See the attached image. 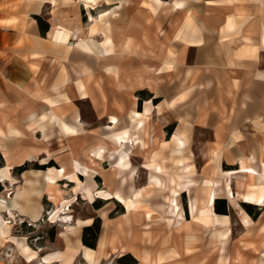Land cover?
Returning a JSON list of instances; mask_svg holds the SVG:
<instances>
[{"label":"crops","instance_id":"0c3cea01","mask_svg":"<svg viewBox=\"0 0 264 264\" xmlns=\"http://www.w3.org/2000/svg\"><path fill=\"white\" fill-rule=\"evenodd\" d=\"M183 2L0 0V167L10 173L0 181V212L36 222L67 196L84 199L82 184L68 178L86 180L76 162L94 171V189L142 193L137 209L123 206L117 215L115 198L99 197L106 204L60 222L55 247L41 253L27 242L19 248L10 227L9 238L0 236V264H47L40 258L50 254L58 257L48 264H62L69 253L71 264H90L84 247L94 264L125 256L135 262L119 264H163L162 246L176 253L166 264H264V202L233 199L264 195V0ZM89 15L98 19L91 34ZM177 128L183 166L171 151ZM62 168L51 183L47 176ZM209 191L217 218H194L190 199L200 208ZM167 196L179 203L176 213ZM241 202L257 207L249 222ZM94 218L100 227L91 248L82 234Z\"/></svg>","mask_w":264,"mask_h":264},{"label":"bare ground","instance_id":"6f19581e","mask_svg":"<svg viewBox=\"0 0 264 264\" xmlns=\"http://www.w3.org/2000/svg\"><path fill=\"white\" fill-rule=\"evenodd\" d=\"M170 1V0H169ZM82 2L84 3V5L86 7H91V6H94V4H96L97 0H82ZM167 2V1H166ZM183 0H174V3H173V6L174 7H177V8H181L182 6H184L183 4ZM168 9V7H167ZM105 13V12H104ZM169 13V12H168ZM101 16V15H100ZM104 16V15H103ZM110 16H111V13H110ZM114 16H117V15H114ZM105 17V16H104ZM99 18V17H98ZM103 19V18H102ZM89 20L91 21V25H90V28H89V33H93L95 30H96V26H97V22H98V19L94 18L92 15H89ZM106 27H107V24H106ZM110 27V26H109ZM108 31V30H107ZM68 39V36L67 34H65L61 40L62 41H66ZM79 44L83 43L85 40L83 39H78L77 40ZM110 42V36L109 35H105L104 39H103V46H105L106 44H108ZM105 51V50H104ZM120 84V83H119ZM147 87V86H146ZM180 95V94H179ZM183 95V94H182ZM179 97H182L181 95ZM171 103V102H170ZM134 116H143L145 117V115H143V113H139V112H134ZM149 117V116H148ZM145 119V118H144ZM77 120V118H76ZM79 122V121H78ZM63 123H65L63 121ZM67 125H70L68 123H65ZM72 128L73 126L70 125ZM39 130V129H37ZM36 138V137H35ZM172 144H173V148L171 149V151L173 153H178V157L176 158V162L179 164V166H183L181 163L183 162L182 161V158H181V152H182V148L184 145H185V140L182 138V133H181V130L180 128H177V130L174 132L173 136H172V140H171ZM51 150V149H50ZM184 150V149H183ZM103 150L101 149H98L95 154L98 155L96 157H99L102 153ZM42 153V152H41ZM44 154V153H43ZM45 155V154H44ZM110 155V154H109ZM123 157V156H122ZM49 158V157H48ZM47 160V159H46ZM120 160V158H119ZM123 160V159H122ZM240 160V159H239ZM45 162V161H44ZM43 162V163H44ZM126 162V161H125ZM236 162V161H235ZM240 163H241V166L240 169L242 171H247L249 172V174L253 175L254 174V171H253V168L250 167V166H246L244 164V159H241L240 160ZM124 164V163H122ZM127 165V163H126ZM122 166V165H121ZM124 166V165H123ZM53 167V166H52ZM76 169L80 172H82L85 176L84 178L86 179L84 182H82L75 173L71 174V175H68V178L70 180H74L76 182L77 185H80L82 184L83 186V198L86 199L88 202H93L96 198H115V200H117L119 203H121L127 210V212H129L130 210H134V209H137L139 206H140V199L142 197V193H140V191H136L133 193V195L131 196H123L121 195L118 191H116L113 195H111L110 192H108L107 190H100L99 188H96L94 189L93 187H95L96 185V182L92 179L93 177V174H94V171H91L89 169H87L86 167H81L80 164L78 162L75 163V166ZM2 169H0V181H3L5 179V177L9 176L10 173H9V168L8 167H0ZM51 171L52 170H55L54 168H51L50 169ZM53 172V171H52ZM56 172V173H55ZM54 173L56 174H51V175H48L47 178L48 180L53 183L56 176H63V172H64V169H60V171H55ZM99 174V173H98ZM67 176V175H66ZM10 177V176H9ZM65 177V176H64ZM264 178L263 175L259 176L258 177V180H262ZM208 180V179H207ZM9 181V180H8ZM209 181V180H208ZM208 181H206L208 183ZM205 182V183H206ZM56 184V183H55ZM250 184H254V183H250ZM208 185V184H207ZM3 191V190H2ZM58 192V191H57ZM144 192V191H142ZM7 193V192H5ZM60 193V192H59ZM2 194V193H1ZM6 195V194H5ZM58 195V194H57ZM60 196V195H58ZM3 197V196H2ZM8 197V196H6ZM57 198V197H56ZM237 198H240L241 200L245 201V200H251L253 201L255 204H263L264 202V195L262 193H238L237 196H233V199H237ZM7 199V198H6ZM56 200V199H55ZM3 201V199H2ZM53 201V200H52ZM63 201H66L65 199L62 200ZM214 202V193L210 194V191L208 193V197L206 199V202H205V205L204 206H201L200 208L197 207L198 205V200H197V203L194 204V201L192 199H190V211H191V214L194 216L195 215V211H197L199 214L201 215H213V217L217 218L215 216L214 213H212L211 211V207H212V204ZM196 205V207H195ZM150 208V207H149ZM264 208V207H262ZM58 209H54L52 210L51 212V218H56L57 221H60V222H65V223H71L73 221V218L71 217V215L65 213V212H60L58 213L57 211ZM181 210L180 209V213H178L179 215H181ZM124 213V212H123ZM146 214V213H145ZM129 216V215H128ZM147 216L149 217L150 216V212L147 211ZM182 217V216H181ZM12 218H14V214H12L10 211H8L7 213H5L4 211V215L2 214V212H0V236H3L4 238H9L7 236V233L9 232V229L12 225ZM212 218V217H211ZM178 219H180L178 217ZM217 220V219H216ZM227 221V219H225ZM229 220V219H228ZM90 221V220H89ZM111 221V220H110ZM220 221V220H219ZM223 221V220H222ZM254 221V220H253ZM78 222H80V220H78ZM213 222V221H212ZM217 222V221H216ZM256 222L258 223V221L256 220ZM224 223V222H223ZM229 223V221H228ZM256 225V224H255ZM257 226V225H256ZM250 228V227H249ZM248 228V229H249ZM118 230V229H117ZM250 231V230H248ZM245 233V232H244ZM246 234V233H245ZM244 234V235H245ZM250 235V234H249ZM101 240V239H100ZM15 242H16V245L19 247V248H26L28 249V245L26 244V241H25V236H22L21 238H18V239H15ZM105 242V241H104ZM99 244V243H98ZM99 246V245H97ZM100 249V248H99ZM74 251V249H72ZM102 250V249H101ZM130 250V249H129ZM33 254H35V252H33ZM83 254L84 256L87 258L88 262L90 264H94V262L96 263V260L94 257H93V254H94V251H92L91 249L89 248H83ZM58 256L57 255H54V254H50V255H46V256H43L42 258H40V261L43 262V263H49L51 262L54 258H57ZM137 257V256H136ZM141 257V256H140ZM144 260H147V255L143 256ZM71 259H72V254H66L65 256V259L63 261L62 264H71ZM138 259V258H137ZM98 261V260H97ZM105 264V263H104ZM109 264V263H108Z\"/></svg>","mask_w":264,"mask_h":264},{"label":"rangeland","instance_id":"374dc122","mask_svg":"<svg viewBox=\"0 0 264 264\" xmlns=\"http://www.w3.org/2000/svg\"><path fill=\"white\" fill-rule=\"evenodd\" d=\"M116 12L119 13L121 12L122 9V5L115 7ZM180 24V16L178 18H174L173 20V24ZM186 24V21H185ZM116 29H118L119 31L116 30V34L119 35V37H121V34H119L120 32V27H117ZM180 38V36H179ZM122 39V38H121ZM181 39V38H180ZM166 42V39L164 40ZM164 42V43H165ZM90 43V41H89ZM83 47H89L88 43L86 41H84L82 43ZM193 172V169L192 171ZM83 182V181H82ZM194 184V183H193ZM261 190H264V185H259ZM82 190H83V186H82ZM66 201H61V206H57L56 208L58 209V213L60 212H65L69 215L74 216L76 215L77 217L79 216H84L87 215L91 212V210L97 209L99 207H101L102 205L106 204V201L102 200V199H95L93 202L89 203L87 200H84L82 198H80L79 196L77 197H70L67 196V199H65ZM168 200H170L172 202L171 199L168 198L167 196V202ZM114 203V207L112 209L111 214L113 215H117L119 213H121V211H123V205L121 203H119L117 200H113ZM97 204L99 207H96ZM257 205V204H256ZM172 206L174 207L173 212L176 213V210H178V208L180 207L179 203H175V201L172 202ZM54 208V209H56ZM255 208V204L253 209ZM52 209V210H54ZM52 210L49 209H44L38 217V220L36 222H32L30 220H25V219H19L18 217L12 218V225H11V231L18 235L20 238L22 236H25V241L27 242V244L34 250H38V253H41L42 251L46 250V249H51L52 247H55V245L53 244L55 241V235H56V231L58 229V227H60V221H57L56 218H51V212ZM239 211L242 215V219L244 222H249V214L243 209V208H239ZM73 218V217H72ZM194 218L196 219H201V220H207L206 217H204V215L199 214L198 212H196V214L194 215ZM71 232V231H70ZM72 237V235H70ZM64 238L66 239V242L71 245V249H72V243L71 240L69 238V236H67L66 234L64 235ZM72 239V238H71ZM158 248V246H156ZM171 247L173 246H162V248H160V252H159V257H160V262H162L163 264H166V260H169L171 258H173L174 256H176L175 252L171 249ZM193 250V247H190V251ZM80 260H77L75 262V264H80L79 263ZM133 261L132 258H130L129 256H125L124 259H122L121 261L118 260L115 263H120V262H130ZM18 263L22 264L21 260L18 259ZM167 263H174L173 261L171 262H167ZM224 264H227V261H223Z\"/></svg>","mask_w":264,"mask_h":264},{"label":"trees","instance_id":"16d2710c","mask_svg":"<svg viewBox=\"0 0 264 264\" xmlns=\"http://www.w3.org/2000/svg\"><path fill=\"white\" fill-rule=\"evenodd\" d=\"M38 24L40 25V29H42L43 32V27L42 25V21L41 19L38 17L37 18ZM53 165L51 162H48L47 166ZM46 165H42V166H38L40 168L45 167ZM96 207H99L97 204H95ZM241 206L243 207V209L251 216V217H255L256 216V210L254 211L253 207L254 205L252 204H248L245 202H241ZM257 207L255 206V209ZM99 227H100V219L99 218H94L93 222L89 225V226H85L83 228V234H82V242L84 245L94 248L95 247V241L97 238V233L99 231ZM133 263L135 262L134 259Z\"/></svg>","mask_w":264,"mask_h":264}]
</instances>
